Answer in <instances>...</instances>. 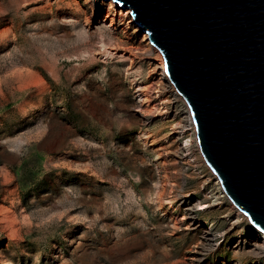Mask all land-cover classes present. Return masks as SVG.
Masks as SVG:
<instances>
[{
	"label": "rangeland",
	"instance_id": "obj_1",
	"mask_svg": "<svg viewBox=\"0 0 264 264\" xmlns=\"http://www.w3.org/2000/svg\"><path fill=\"white\" fill-rule=\"evenodd\" d=\"M140 29L114 0H0V264H264L181 155L185 106Z\"/></svg>",
	"mask_w": 264,
	"mask_h": 264
},
{
	"label": "water",
	"instance_id": "obj_2",
	"mask_svg": "<svg viewBox=\"0 0 264 264\" xmlns=\"http://www.w3.org/2000/svg\"><path fill=\"white\" fill-rule=\"evenodd\" d=\"M164 57L201 153L264 233V0H114Z\"/></svg>",
	"mask_w": 264,
	"mask_h": 264
},
{
	"label": "bare ground",
	"instance_id": "obj_3",
	"mask_svg": "<svg viewBox=\"0 0 264 264\" xmlns=\"http://www.w3.org/2000/svg\"><path fill=\"white\" fill-rule=\"evenodd\" d=\"M87 4H92V5H94V4H95V0H87ZM112 7H114V6H112ZM127 13H128V12H127ZM127 13H126V14H127ZM108 17H109V16H108ZM128 17L131 19V17H130L129 15H128ZM110 25H111V26H114V21H113V20H111ZM140 31L142 32L141 36L144 37V40L147 41V43L150 45V49L148 50V53H149V54H153V53H155V52H159L157 48H155L154 46H152V44H151V40H150V36H149V34L147 33V31H145V30H143V29H140ZM100 48H101V49H104V50H107L106 56L113 54V51H112L111 49H109L108 44H107L106 42H104V41H102V43H101V45H100ZM163 65H164V63H162V62H161L160 64H159V63H156V64L154 63V65L152 64L153 67H154V66H155V67L158 66V68H159V70H160L159 77H160L161 80H163V79L166 77L165 74H164V71H163ZM142 87H145V86H141L140 88H142ZM159 90H160V89H157L156 92L158 93ZM144 100H145V102H151V101H153V98L147 96V98H145ZM190 125H191V123H189V121L186 120L185 123L179 127L180 130H178V131H183V130L186 131V130H188V128L190 127ZM186 126H187L188 128H186ZM190 132H191V131H190ZM185 139H186V138H185ZM191 141H192V140H191ZM184 144H186V145L190 144V145L193 147V143H190L188 139H186V141H185ZM182 145H183V143H182ZM197 151H198V150H197ZM183 152L185 153V151H183ZM190 152H192V156H193L192 160H194V161H196V160L198 159L199 155H200V156H203V154H202L200 151L195 152L193 148H191V151H190ZM182 156H184V158H185V157H187V154H186V153H185V154L182 153ZM203 157H204V156H203ZM215 188H216V189H215ZM210 194H211V197L215 200V202H217L215 205H218V206H219V205H221V204L224 202V199L222 198V196L224 195V193H223V191L221 190V188H219V187H217V186L214 187ZM226 196H227V195H226ZM196 204H197L198 207H200L201 211H202V210H205L207 207H209V205H207V203L202 202L200 196H198V197L196 198ZM200 209H199V210H200ZM240 213H241V212H240ZM240 213H239V214H240ZM241 214L244 215L245 213H244V214L241 213ZM245 215H246V214H245ZM241 219H242V218H240L239 215L236 216L235 219H233V222H231L230 227L233 228L234 225H238V224H240ZM208 223L212 224L213 226L216 225V224H215L214 222H212V221H210V222H208ZM213 226H212V227H213ZM253 227H254V226H253ZM206 229H208V228L206 227ZM254 229H255L256 231H259V233L256 235V238H255V239L253 240V242H252V248L249 249L248 251H244L243 254H250V255H253V256L264 255V233L261 232L260 230L256 229L255 227H254ZM213 247H214V246H213ZM237 264H238V262H237Z\"/></svg>",
	"mask_w": 264,
	"mask_h": 264
},
{
	"label": "built area",
	"instance_id": "obj_4",
	"mask_svg": "<svg viewBox=\"0 0 264 264\" xmlns=\"http://www.w3.org/2000/svg\"><path fill=\"white\" fill-rule=\"evenodd\" d=\"M169 83H170V86L172 87V92H173V97H174V99L176 100V101H179V100H181V102H182V105H184L185 107L183 108V109H181L180 110V113H182L181 115H182V118L184 119V121H186V120H188L189 121V123H191V125H190V127L188 128V127H186V128H188V130H186V131H178L179 133H180V136H181V138H180V140H181V155H182V153L183 154H187V157H189V156H191V160H192V158H193V156H192V152H190L191 151V148H192V146L190 145V144H188V145H186V144H184L185 143V141H186V139H188L189 140V142L190 143H193L194 142V144L196 145V147H197V150L198 151H200L201 152V150H200V146H199V143H198V139H197V135H196V126H195V123H194V121H193V119H192V114H191V110H190V108H189V105L187 104V102H186V100L184 99V97L179 93V91L176 89V87L169 81ZM183 125V124H182ZM181 126V125H180ZM179 126V127H180ZM178 130H180V128L178 129ZM187 131H191V133H193V137L192 136H189L188 137V134L186 133ZM186 138V139H185ZM192 140V141H191ZM182 143H183V145H182ZM183 151H185V153L183 152ZM203 157V156H202ZM183 158H184V156H183ZM186 158V157H185ZM203 159H204V162H205V164H206V166H207V168L209 169V176H210V178H211V180L213 179V181H214V184L217 186V187H219V188H221V190L223 191V193H224V195L222 196V198L224 199V198H227L228 200H230V198L228 197V196H226L227 194H226V192H225V190L223 189V186H222V184H221V181H220V179H219V177L217 176V174L209 167V165L207 164V162L205 161V158L203 157ZM192 161H194V160H192ZM196 161H198V159L196 160ZM211 200H212V202H214L215 204L217 203V202H215V200L211 197ZM231 201V200H230ZM232 202V201H231ZM233 203V202H232ZM234 204V203H233ZM235 205V204H234ZM235 207H236V205H235ZM239 209V208H238Z\"/></svg>",
	"mask_w": 264,
	"mask_h": 264
}]
</instances>
